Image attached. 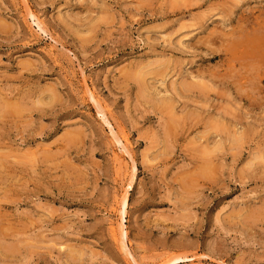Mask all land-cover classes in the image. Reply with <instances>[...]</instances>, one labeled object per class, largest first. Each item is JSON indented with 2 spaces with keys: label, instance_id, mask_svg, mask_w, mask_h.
Instances as JSON below:
<instances>
[{
  "label": "rangeland",
  "instance_id": "rangeland-1",
  "mask_svg": "<svg viewBox=\"0 0 264 264\" xmlns=\"http://www.w3.org/2000/svg\"><path fill=\"white\" fill-rule=\"evenodd\" d=\"M0 264H264V0H0Z\"/></svg>",
  "mask_w": 264,
  "mask_h": 264
},
{
  "label": "bare ground",
  "instance_id": "bare-ground-1",
  "mask_svg": "<svg viewBox=\"0 0 264 264\" xmlns=\"http://www.w3.org/2000/svg\"><path fill=\"white\" fill-rule=\"evenodd\" d=\"M118 137H119V136H118ZM119 139H121V138H119ZM113 232H114V231H113ZM115 234H116V233H115ZM115 234H114V235H115Z\"/></svg>",
  "mask_w": 264,
  "mask_h": 264
}]
</instances>
